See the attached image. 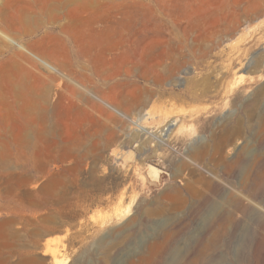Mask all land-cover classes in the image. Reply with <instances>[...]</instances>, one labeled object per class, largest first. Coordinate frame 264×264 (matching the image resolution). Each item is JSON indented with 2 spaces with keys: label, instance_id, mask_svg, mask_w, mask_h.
<instances>
[{
  "label": "rangeland",
  "instance_id": "374dc122",
  "mask_svg": "<svg viewBox=\"0 0 264 264\" xmlns=\"http://www.w3.org/2000/svg\"><path fill=\"white\" fill-rule=\"evenodd\" d=\"M247 183L264 0H0V264H264Z\"/></svg>",
  "mask_w": 264,
  "mask_h": 264
},
{
  "label": "bare ground",
  "instance_id": "6f19581e",
  "mask_svg": "<svg viewBox=\"0 0 264 264\" xmlns=\"http://www.w3.org/2000/svg\"><path fill=\"white\" fill-rule=\"evenodd\" d=\"M170 127L172 128V125H170ZM170 127H168V131L171 130ZM152 168H154V167H152ZM248 184L249 183L245 184L242 189H243L244 192H246L253 199V201H252L253 203H251L249 201H246V200H244L242 198H237V197H232L230 199H227L226 197H222L219 203L216 202L215 205L213 204L212 208L210 206L211 209H210V211L208 210L210 212V214H212L211 211L218 212L219 210H224L222 212V216L223 217L220 218V220L218 219L219 220L218 225H217L219 227L218 230H220V228H226L229 224H231L233 222L235 223V220L237 218H239L240 215H243L245 218H247L248 221H251V220L253 221L254 219H258V220L261 221V223L264 224V192H260L256 188L258 186H256V187L254 186L255 184L254 185H248ZM247 199H249V198H247ZM206 205H208V203ZM206 220H208V219L206 218ZM169 231H171V230H169ZM214 235L215 234L213 233V236H212L211 239H209V238L205 239L204 244L201 245L202 246L201 251H203V252L206 251L207 252V250L211 247V245H212V243L214 241L213 240ZM150 246H149L150 247V249H149L150 251L148 252V256L146 258L144 257L145 259L149 258V256L151 257L154 253H156L157 250L161 247V243L157 241V242L152 243V245H150ZM197 247H198V245H197ZM196 250H197V248L194 249L195 252L193 251L195 257H196L195 254L197 253ZM145 259H143V260H145ZM138 264H139V262H138Z\"/></svg>",
  "mask_w": 264,
  "mask_h": 264
},
{
  "label": "water",
  "instance_id": "95a60500",
  "mask_svg": "<svg viewBox=\"0 0 264 264\" xmlns=\"http://www.w3.org/2000/svg\"><path fill=\"white\" fill-rule=\"evenodd\" d=\"M158 170V169H157ZM159 171V170H158Z\"/></svg>",
  "mask_w": 264,
  "mask_h": 264
}]
</instances>
